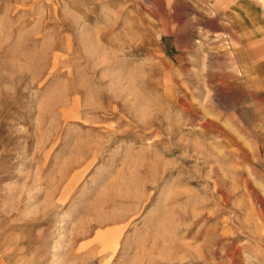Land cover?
<instances>
[{
	"label": "rangeland",
	"instance_id": "rangeland-1",
	"mask_svg": "<svg viewBox=\"0 0 264 264\" xmlns=\"http://www.w3.org/2000/svg\"><path fill=\"white\" fill-rule=\"evenodd\" d=\"M212 7L0 0V264H264V65Z\"/></svg>",
	"mask_w": 264,
	"mask_h": 264
},
{
	"label": "crops",
	"instance_id": "crops-1",
	"mask_svg": "<svg viewBox=\"0 0 264 264\" xmlns=\"http://www.w3.org/2000/svg\"><path fill=\"white\" fill-rule=\"evenodd\" d=\"M209 1L217 21L212 34L226 39L227 48L237 55L238 66L245 72L249 66L264 65V58L254 54L257 50L264 51V0Z\"/></svg>",
	"mask_w": 264,
	"mask_h": 264
},
{
	"label": "bare ground",
	"instance_id": "bare-ground-1",
	"mask_svg": "<svg viewBox=\"0 0 264 264\" xmlns=\"http://www.w3.org/2000/svg\"><path fill=\"white\" fill-rule=\"evenodd\" d=\"M101 225V224H100Z\"/></svg>",
	"mask_w": 264,
	"mask_h": 264
}]
</instances>
